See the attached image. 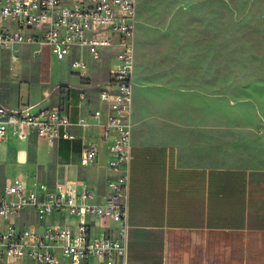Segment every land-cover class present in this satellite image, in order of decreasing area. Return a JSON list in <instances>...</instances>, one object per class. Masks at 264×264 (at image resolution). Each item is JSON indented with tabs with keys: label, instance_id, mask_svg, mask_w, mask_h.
Instances as JSON below:
<instances>
[{
	"label": "built area",
	"instance_id": "obj_1",
	"mask_svg": "<svg viewBox=\"0 0 264 264\" xmlns=\"http://www.w3.org/2000/svg\"><path fill=\"white\" fill-rule=\"evenodd\" d=\"M137 22L138 0H0V52L16 46L34 48L35 55L45 51L67 61L83 87L92 83L91 67L108 66L96 85L100 107L75 122L59 107L0 105V145L9 136L23 142L31 135L73 141L77 137L70 129L77 127L82 130L81 166L97 159L100 142L109 172L103 194L86 184L50 189L37 181L6 179L0 187V264H123ZM11 59L17 62L18 56L13 53ZM88 98L82 90L79 99ZM53 216L80 221L43 228L32 224ZM85 218L100 221L99 230Z\"/></svg>",
	"mask_w": 264,
	"mask_h": 264
},
{
	"label": "crops",
	"instance_id": "obj_2",
	"mask_svg": "<svg viewBox=\"0 0 264 264\" xmlns=\"http://www.w3.org/2000/svg\"><path fill=\"white\" fill-rule=\"evenodd\" d=\"M45 56L33 87L19 86L14 96L1 84L0 105L16 109L28 103L35 110L59 107L73 122L100 107L98 81L83 87L71 69L75 81L63 80L50 63L52 57ZM134 84L135 88V80ZM82 90L89 93L85 101L79 99ZM134 105L135 92L123 264H264V167L189 164L178 147L157 139L163 135L143 129L150 124L145 117L134 121ZM70 131L77 139L50 142L31 135L23 142L9 136L0 145V187L6 179H23L50 189L86 184L103 194L109 175L106 146L99 142L97 159L81 166L82 130ZM46 219L50 221L35 224L32 220V224L43 228L80 221L78 217ZM83 221H95L96 232L102 224L90 218Z\"/></svg>",
	"mask_w": 264,
	"mask_h": 264
},
{
	"label": "rangeland",
	"instance_id": "obj_3",
	"mask_svg": "<svg viewBox=\"0 0 264 264\" xmlns=\"http://www.w3.org/2000/svg\"><path fill=\"white\" fill-rule=\"evenodd\" d=\"M44 52L1 51L0 86L16 96L34 85ZM50 63L75 81L67 63ZM107 68L91 67L93 83ZM134 80V121L145 117L187 163L264 167V0H138Z\"/></svg>",
	"mask_w": 264,
	"mask_h": 264
}]
</instances>
